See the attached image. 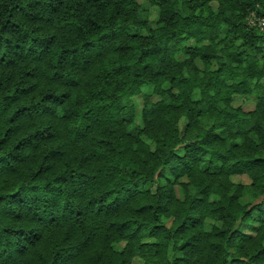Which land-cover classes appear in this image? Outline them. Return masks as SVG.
<instances>
[{
  "label": "trees",
  "instance_id": "trees-1",
  "mask_svg": "<svg viewBox=\"0 0 264 264\" xmlns=\"http://www.w3.org/2000/svg\"><path fill=\"white\" fill-rule=\"evenodd\" d=\"M253 17L264 0H0V264H264Z\"/></svg>",
  "mask_w": 264,
  "mask_h": 264
},
{
  "label": "rangeland",
  "instance_id": "rangeland-1",
  "mask_svg": "<svg viewBox=\"0 0 264 264\" xmlns=\"http://www.w3.org/2000/svg\"><path fill=\"white\" fill-rule=\"evenodd\" d=\"M151 10V14H150V24L153 25L154 24V21H155V18H156V9L151 7L150 8ZM133 101L135 102V105H137V111H139L140 109V106H142V100L139 96H134L133 97ZM243 107L245 109H250L253 107V102L252 101H246L244 102V105ZM139 120V117L137 118V121ZM233 180L234 181H241V182H248V178L246 175H236V176H233ZM154 186V185H152Z\"/></svg>",
  "mask_w": 264,
  "mask_h": 264
},
{
  "label": "built area",
  "instance_id": "built-area-1",
  "mask_svg": "<svg viewBox=\"0 0 264 264\" xmlns=\"http://www.w3.org/2000/svg\"><path fill=\"white\" fill-rule=\"evenodd\" d=\"M252 19L251 20L253 22H255L261 30H264V17L263 18H254L253 17Z\"/></svg>",
  "mask_w": 264,
  "mask_h": 264
}]
</instances>
